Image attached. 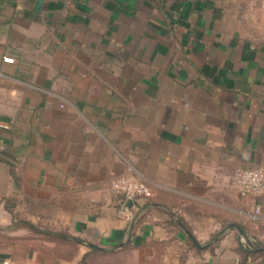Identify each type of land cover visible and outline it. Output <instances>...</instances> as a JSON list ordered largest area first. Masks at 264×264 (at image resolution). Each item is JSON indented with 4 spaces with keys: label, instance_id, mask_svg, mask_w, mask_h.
<instances>
[{
    "label": "crops",
    "instance_id": "obj_1",
    "mask_svg": "<svg viewBox=\"0 0 264 264\" xmlns=\"http://www.w3.org/2000/svg\"><path fill=\"white\" fill-rule=\"evenodd\" d=\"M254 2L0 0V264H264Z\"/></svg>",
    "mask_w": 264,
    "mask_h": 264
},
{
    "label": "built area",
    "instance_id": "obj_2",
    "mask_svg": "<svg viewBox=\"0 0 264 264\" xmlns=\"http://www.w3.org/2000/svg\"><path fill=\"white\" fill-rule=\"evenodd\" d=\"M2 62L12 64L14 59L3 56ZM232 182L242 196L257 194L264 184V167L237 168L233 173ZM110 190L121 198L119 213L125 219L129 215V203L146 200L151 196V188L141 180L131 176L114 178L110 182Z\"/></svg>",
    "mask_w": 264,
    "mask_h": 264
},
{
    "label": "rangeland",
    "instance_id": "obj_3",
    "mask_svg": "<svg viewBox=\"0 0 264 264\" xmlns=\"http://www.w3.org/2000/svg\"><path fill=\"white\" fill-rule=\"evenodd\" d=\"M251 15L253 34H264V0H255Z\"/></svg>",
    "mask_w": 264,
    "mask_h": 264
},
{
    "label": "trees",
    "instance_id": "obj_4",
    "mask_svg": "<svg viewBox=\"0 0 264 264\" xmlns=\"http://www.w3.org/2000/svg\"><path fill=\"white\" fill-rule=\"evenodd\" d=\"M217 237H218V235L215 238H217Z\"/></svg>",
    "mask_w": 264,
    "mask_h": 264
}]
</instances>
